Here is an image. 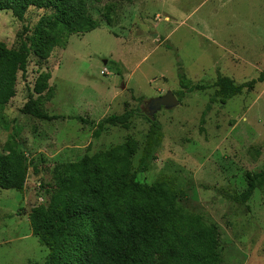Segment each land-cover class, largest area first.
I'll return each instance as SVG.
<instances>
[{"label":"rangeland","instance_id":"rangeland-1","mask_svg":"<svg viewBox=\"0 0 264 264\" xmlns=\"http://www.w3.org/2000/svg\"><path fill=\"white\" fill-rule=\"evenodd\" d=\"M86 3L99 27L69 35L45 60L29 55L14 97L0 106V152L14 147L29 163L23 191L0 188V264H47L30 211L48 204L63 165L127 140L137 145L134 179L165 182L184 211L210 224L220 264H264V81L228 98L214 93L220 76L240 84L264 70V0ZM107 3L115 6L111 26ZM49 14L29 7L18 20L0 10V43L17 48ZM179 71L208 88L149 117L150 99L179 89ZM42 75L47 88L37 95ZM28 93L51 117L21 111ZM128 110L127 127L92 135L101 118ZM248 174L256 186L242 202Z\"/></svg>","mask_w":264,"mask_h":264},{"label":"trees","instance_id":"trees-1","mask_svg":"<svg viewBox=\"0 0 264 264\" xmlns=\"http://www.w3.org/2000/svg\"><path fill=\"white\" fill-rule=\"evenodd\" d=\"M29 7L50 14L40 17L17 48L0 43V106L14 97L17 73L25 74L29 55L38 62L45 60L69 35L100 25L89 13L86 0H0V10H10L18 20H23ZM114 7L104 5L103 21L109 26ZM46 80L42 75L33 92L40 95L47 88ZM263 81L264 70L240 84L220 76L214 82V93L228 98ZM178 85L174 92L178 99L208 88L193 83L182 71ZM21 111L36 118L51 117L41 111L31 93ZM132 116L134 110L105 116L95 123L92 135L98 137L105 125L127 127ZM136 149V142L127 140L107 153L84 155L61 167L48 204L29 213L32 234L48 248L47 264H220L210 224L200 215L184 211L174 189L165 182L142 184L134 179L131 156ZM28 168L29 163L16 148L0 152V188L23 191ZM247 177L242 202L256 186L257 175ZM155 257L159 259L155 261Z\"/></svg>","mask_w":264,"mask_h":264},{"label":"water","instance_id":"water-1","mask_svg":"<svg viewBox=\"0 0 264 264\" xmlns=\"http://www.w3.org/2000/svg\"><path fill=\"white\" fill-rule=\"evenodd\" d=\"M106 60H104V64ZM179 100L172 91H167L164 95L152 98L146 105L147 115L153 117L154 113L160 110L161 108L170 109L178 105Z\"/></svg>","mask_w":264,"mask_h":264}]
</instances>
